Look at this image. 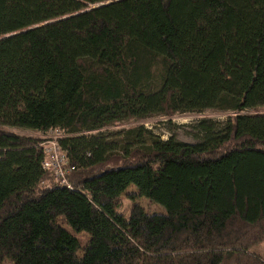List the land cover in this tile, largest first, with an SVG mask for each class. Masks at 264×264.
<instances>
[{
    "label": "trees",
    "instance_id": "obj_1",
    "mask_svg": "<svg viewBox=\"0 0 264 264\" xmlns=\"http://www.w3.org/2000/svg\"><path fill=\"white\" fill-rule=\"evenodd\" d=\"M209 109L194 143L103 132ZM3 126L60 131L70 187ZM262 242L264 0H0V264H264Z\"/></svg>",
    "mask_w": 264,
    "mask_h": 264
},
{
    "label": "rangeland",
    "instance_id": "obj_2",
    "mask_svg": "<svg viewBox=\"0 0 264 264\" xmlns=\"http://www.w3.org/2000/svg\"><path fill=\"white\" fill-rule=\"evenodd\" d=\"M228 111H219V110H205L200 113H183L174 115L170 121L165 117L155 116L144 121H135L132 124H116L114 126L106 127L104 133H114L123 129H128L133 126L143 125L146 129L151 130L156 135H159L162 139H166L170 135H173L177 140L194 143L196 142L195 137L193 136L195 131L194 125L197 121L206 119L214 121H224L229 116ZM3 129L11 131L15 134L33 137L38 140H46L50 137H56L57 135L54 132L48 131L47 133H42L33 130H27L16 127H6L3 126ZM129 193L135 191L134 185H129L127 188ZM131 200L128 197H124L120 203L119 211L122 212L125 216H128L129 207L131 205ZM146 212L150 214H164L165 209L160 204L150 202L147 198L139 197L136 199ZM254 252L260 254L264 257V242L256 245L252 249Z\"/></svg>",
    "mask_w": 264,
    "mask_h": 264
},
{
    "label": "built area",
    "instance_id": "obj_3",
    "mask_svg": "<svg viewBox=\"0 0 264 264\" xmlns=\"http://www.w3.org/2000/svg\"><path fill=\"white\" fill-rule=\"evenodd\" d=\"M57 136L47 138L42 141L44 149V159L42 166L44 169L50 170L54 175V180L58 185L70 187L67 181V174L73 170L72 166H67V158L65 152L60 148L58 139L61 135L58 130H51Z\"/></svg>",
    "mask_w": 264,
    "mask_h": 264
}]
</instances>
